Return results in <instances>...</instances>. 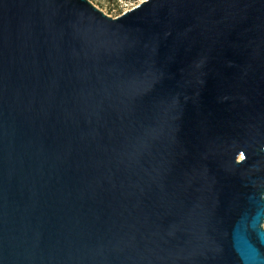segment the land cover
I'll use <instances>...</instances> for the list:
<instances>
[{"label":"water","instance_id":"water-1","mask_svg":"<svg viewBox=\"0 0 264 264\" xmlns=\"http://www.w3.org/2000/svg\"><path fill=\"white\" fill-rule=\"evenodd\" d=\"M0 264H264V0H0Z\"/></svg>","mask_w":264,"mask_h":264},{"label":"rangeland","instance_id":"rangeland-1","mask_svg":"<svg viewBox=\"0 0 264 264\" xmlns=\"http://www.w3.org/2000/svg\"><path fill=\"white\" fill-rule=\"evenodd\" d=\"M111 17H117L134 8L144 0H90Z\"/></svg>","mask_w":264,"mask_h":264}]
</instances>
